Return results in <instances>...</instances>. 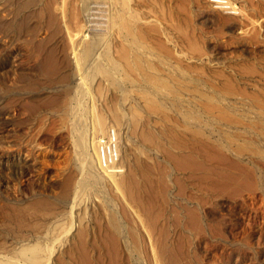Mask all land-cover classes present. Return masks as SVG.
<instances>
[{"label": "rangeland", "instance_id": "obj_1", "mask_svg": "<svg viewBox=\"0 0 264 264\" xmlns=\"http://www.w3.org/2000/svg\"><path fill=\"white\" fill-rule=\"evenodd\" d=\"M67 12L38 31L20 22L14 39L13 2L0 0V160L31 165L15 175L0 164V254L22 264H162L166 248L178 264H264V156L243 148L264 143L250 126L264 118L250 102L264 92V0H72ZM249 17L257 38L247 52L236 42L244 33L227 24ZM136 53L178 75L179 92L145 85ZM99 117L104 127L88 137L96 150L85 153L80 133ZM112 137L117 158L105 165L101 143ZM89 156L93 169L82 163ZM25 244L39 245L38 262L21 257Z\"/></svg>", "mask_w": 264, "mask_h": 264}, {"label": "bare ground", "instance_id": "obj_2", "mask_svg": "<svg viewBox=\"0 0 264 264\" xmlns=\"http://www.w3.org/2000/svg\"><path fill=\"white\" fill-rule=\"evenodd\" d=\"M72 0H47L44 2V0H12L13 2V15L11 20L10 29L13 30V38L15 39V30L17 31L20 22H26L28 26H36L38 23H40L36 30L43 28L45 25H48V23L61 21L64 23L67 19V16L69 14L68 6L69 3ZM225 1V0H224ZM49 3L48 9L46 7V4ZM25 11L24 17L20 20L19 13ZM46 12H48V16L45 18ZM115 19L119 22V24L125 29V31L132 36V41L136 45L145 44L144 42V36L141 32H138V30L135 28L134 24L129 18H126L123 15L117 16ZM4 20V19H3ZM247 23H252L251 17L247 19V22L244 25H241L238 21H233L231 23L227 24V27L233 31L240 29L241 32L244 34L236 36V42L237 47L241 48L243 51L250 52L252 49L255 50L254 44L256 43L257 38V32L252 31L249 32L246 29ZM20 36V35H19ZM75 37L69 38L72 43L75 41L73 40ZM92 49V44L88 43V45L85 48L83 57L87 58ZM145 63V60L141 57L140 54L136 53L134 54L133 58V64L139 69V71L142 73L144 77V84L149 86L152 90H173L175 93L179 92V89L182 87V79L175 75L174 73H167V76H164L163 74H160L157 71L151 70L150 68H153L154 66ZM116 63L112 61V67H115ZM258 70V68H255ZM104 73L111 78L113 81V75H112V68H104ZM128 77V76H127ZM149 103L152 105L160 104L159 101L155 98L149 97L148 99ZM209 106H215L217 107L222 113H229L228 107H225L223 105H218L214 100L209 99ZM251 103L257 105L258 107L264 108V92L257 93V97L254 100H250ZM175 104L180 106L181 102L179 100L175 101ZM9 109L4 111L5 116L8 114ZM186 117H195L194 120L196 123L197 120L200 118V114L197 112H192L190 110L186 111ZM10 119V118H9ZM7 119V120H9ZM134 120H136V117H134ZM104 120L99 117L97 118L92 125V129H88L86 132L83 131L80 133L79 137V143L83 147L85 153L89 152L90 146L95 148V134L100 131L104 127ZM192 125V124H190ZM252 129H255L260 132H264V118L263 117H257L252 120V123L250 124ZM200 128V127H199ZM198 129V128H197ZM90 130L93 132V137L91 136V139L89 140L88 137L90 135ZM199 130V129H198ZM194 130L196 134H200V131ZM195 134V135H196ZM145 138L150 140L153 138V135L150 132L145 133ZM250 147L254 150L255 153H259L264 156V143H259L255 140H247L243 144V148ZM97 153H98V146H97ZM264 159V157H261ZM89 166L92 167V162L90 159V156L86 160H83V164H85L86 167ZM100 162L101 157H100ZM0 164L2 166L9 167V170H12L16 174L29 172L31 165L27 159L23 158H13L11 156L4 157L0 160ZM103 164V163H102ZM103 171L108 175H113L112 171H108L109 169L102 168ZM90 176V175H89ZM110 176V177H111ZM246 183H249L248 180H246ZM114 225L117 226V222L114 220ZM154 249L157 251L159 250V244L154 247ZM19 252L21 254V257L24 259H28L29 261L38 262L40 260V247L38 244H32V245H23L19 249ZM1 253V252H0ZM160 255L163 259L162 264H178L174 253L169 252L166 248L160 249ZM2 257V258H1ZM3 259V260H2ZM0 264H22L18 261L9 259L7 257H4L3 254H0Z\"/></svg>", "mask_w": 264, "mask_h": 264}, {"label": "built area", "instance_id": "obj_3", "mask_svg": "<svg viewBox=\"0 0 264 264\" xmlns=\"http://www.w3.org/2000/svg\"><path fill=\"white\" fill-rule=\"evenodd\" d=\"M111 141L115 142V139H113V137L108 138L107 141H103V143H101V161L103 160L105 165H108L110 162L115 161L117 158L116 145Z\"/></svg>", "mask_w": 264, "mask_h": 264}]
</instances>
